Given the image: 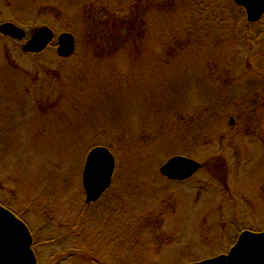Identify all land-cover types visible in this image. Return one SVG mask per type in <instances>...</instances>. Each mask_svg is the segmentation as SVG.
Instances as JSON below:
<instances>
[{
    "label": "rangeland",
    "instance_id": "rangeland-1",
    "mask_svg": "<svg viewBox=\"0 0 264 264\" xmlns=\"http://www.w3.org/2000/svg\"><path fill=\"white\" fill-rule=\"evenodd\" d=\"M88 1L0 0V25L13 23L24 29L29 39L45 25L56 36L64 32L74 35L83 23L86 31L79 36L87 48V43L95 44L102 34L97 25L90 34L84 17L86 7L90 9ZM140 15L144 16V12ZM154 15L153 22L149 21L153 31L159 25L158 14ZM253 32L259 37L251 46L244 40L238 42L239 47L232 41L217 43L214 59L219 70L224 73L226 67L235 64L234 77L239 82L213 83L214 79L193 69L190 60L176 59L181 60L178 65L165 72L174 82L172 90L160 87L163 73L161 69L156 72L153 87L164 97L158 99L156 107H148L152 110L146 105L141 109L142 93L136 92V83L127 79L134 69V74H143L146 84H151L150 59L137 57L132 61L136 56L118 50L100 67L91 65L94 62L87 66L81 58L84 50L77 34L76 57L61 60L57 57L56 39L51 44L55 55L33 56L22 50L27 39L18 41L0 33V129L8 143L0 153V202L20 214L31 228L38 245L39 264H56L69 253L74 257L63 264L114 262L108 259L114 245L111 243L108 249L106 245L116 233L108 228L107 215H101L104 210L96 203L84 207L83 166L90 148L98 144H107L118 160L107 195L118 207L113 224L117 223V229L125 233H130L131 226L141 225L146 234L138 244L149 264L202 262L225 254L226 243L221 238L225 234L237 238L236 223L241 232H264V103L259 104L264 100V29L254 27ZM45 61L67 71L79 62L86 67L84 71L94 68L99 79L90 103L73 109L70 82L65 80V92H61L47 74L32 77L34 67L40 65L35 64ZM112 69L126 81L115 95L110 91L111 84L105 91L100 90L101 78ZM62 76L65 78L64 72ZM221 88L239 98L238 105H234L239 115L230 117L237 129L231 132L235 136L232 147L220 152V157L215 156L217 150L212 145L199 150L193 147L190 158L205 168L184 182L163 177L160 167L170 158L190 151L193 145L191 141H181L177 133L180 123L174 113L166 111L182 112L185 103L196 108L207 96L209 102ZM185 98L187 102L183 101ZM253 105L258 109L255 112ZM143 113L149 116L143 119ZM163 113L173 119L164 120ZM230 118L226 120L228 125ZM252 120L254 127H250ZM103 121L109 130L91 131L90 125L98 128ZM115 125H121L124 131L116 130ZM143 125L154 128V133L148 131L143 137ZM217 130L224 131L223 127ZM220 188L227 193L222 195Z\"/></svg>",
    "mask_w": 264,
    "mask_h": 264
},
{
    "label": "trees",
    "instance_id": "trees-1",
    "mask_svg": "<svg viewBox=\"0 0 264 264\" xmlns=\"http://www.w3.org/2000/svg\"><path fill=\"white\" fill-rule=\"evenodd\" d=\"M88 2L90 4V9L88 11L86 7L85 14H83L85 21L90 25L88 27L91 29L90 34L96 25L102 28V34L97 38L95 44L87 43L88 47L86 48L81 41V35L79 36L83 31H86V26L83 23L80 29L77 26L79 30L74 33L80 37L79 45L84 50L81 58L86 62L87 66L94 62L91 64L94 67H100L101 64H105L104 60L109 56L115 55L118 50L121 52L126 51L130 57L136 56L132 58V61L136 60L137 57L150 59L149 71L151 73L150 77L153 78H150L152 85L149 81H147L148 84H146V78L143 74H134V69L131 70L130 74L127 76L130 83H136L137 87L135 91L142 93L140 94V99L143 100V106H141L142 110L145 105L147 106L145 108L152 110L148 107L150 105L156 107L159 102L158 99L162 96L157 92L159 89L156 90L154 88L156 86L155 81H153L156 80V72H158L159 69H161L163 73L160 87L164 86L165 90H172L171 87L174 82L171 83L170 77L165 72L169 71L171 66L178 65V62L181 60L176 59H182V61L186 59L190 60L192 62L190 66L200 74L214 79L213 83L216 80H227L230 81V83L239 82L238 79L234 77L237 74V67L235 64L226 67L224 73L219 70V65L214 59L218 48L217 43L221 41H232L234 43L236 42V46L239 47L241 40H244L251 46L259 37V35H253L254 27L264 29V18L258 24L249 23L246 19L245 11L239 6L234 5L233 0H90ZM141 12H144V16L140 15ZM152 13H157L159 18V25L156 26V32L153 31L154 28L151 29L149 26V21L153 22L154 20L152 19V15H154ZM139 15L141 16L140 18ZM134 18L136 20H134ZM162 24H165V26ZM102 37L103 40H101ZM90 39H93V36L90 35ZM84 42L87 41L84 39ZM47 53L55 55L54 45L48 47L43 53L37 54V56H47ZM221 54L220 52V55ZM74 56L76 57V55ZM234 56L235 55H233L232 58H234ZM48 63L50 62L45 61L44 63H36L35 65H40L34 67L32 77H37L39 73L47 74L53 83L56 81L55 83H57V85L55 88L58 87L61 92H65V80L68 83L70 82L69 85L72 86L74 91L72 98H70L72 100L70 101V106L73 109L82 106L84 103H90V100L95 96L94 87L99 79L96 78L99 75L94 74V68H87V71H84L86 67L79 65V62L76 64L77 69L73 66L70 69L68 68L67 71V69L63 67L53 68ZM231 71L232 73L230 76H224ZM63 72L66 75L65 78L62 76ZM101 80L100 90L105 91L108 85L111 84V86H113L110 91H114L113 95L118 93L119 89L123 88L122 82H126L122 79V76L118 75L115 69L110 70V72L107 70ZM176 88L179 90V82H176ZM165 90H163V92ZM203 90L197 91L198 94L201 95ZM233 95L236 94L234 92H229V89L221 88L220 92L213 93V97L209 102L207 101V96L206 100L200 101L197 104V106H199H196V108L189 105L186 106V103L183 105L185 108L182 109V112L181 110H167L168 108H165V110H167L166 112L174 113L178 123H180V132L177 133L181 141H191L193 144L190 151L182 153L183 156L190 157V152L194 149H204L201 147L209 148L210 145H212V149L217 150V155L215 156L220 157V152H225L232 147L231 143L235 140V136L231 134V132H235L237 129H235L236 126L233 127L231 124L228 125L226 120L230 117L236 118L239 115V111L237 115L234 109V105H238L239 103V98L231 97ZM163 97L164 96H162V98ZM187 97L188 96H186V98ZM186 98L183 101L187 102ZM262 103H264V100L259 102V104ZM161 109L163 110L164 108ZM254 110H258L256 105H253V111ZM147 116H149V114L143 113L142 118L146 119ZM162 118L164 120L173 119L170 115H164V113ZM253 121L255 120L250 121L252 123L250 127H254ZM104 122L106 121H103L102 125L100 124L98 128H93V126L90 125L91 131L96 132L98 130L99 133H102L104 129L109 130V126L104 125ZM224 125L227 126L226 129L229 133L225 132ZM220 127H223V133L217 130ZM114 128L124 131V127L121 125H115ZM153 129L152 127L146 128V126L143 125V127H141L142 136L145 137L148 131L154 133ZM131 131L134 133V129ZM169 132L171 134L173 131ZM3 133L4 131L0 129V153L2 148L8 144L5 143V139L2 137ZM96 146L107 147L115 154L113 149L107 144L93 145L90 150ZM117 161L116 158V164ZM204 168L205 167H203V169ZM108 191L99 199V202L97 201L98 203L96 202V204L100 206L99 208L104 210L101 215H107L106 221L108 222V228H112L110 230H114L113 233H116L115 238L107 241V249L110 247L111 243L115 248L112 250L110 258L108 259L110 261L114 260V264H149L146 261L145 254L142 253L139 247L140 244H138L141 242V236L146 233L142 231L141 225L138 227L131 226L132 229H130V233H125L124 230L117 229V223H113L118 215V207L114 205V199L107 196ZM219 192L222 195L227 193L221 188ZM0 204L11 210L7 205L3 204V202H0ZM84 207L87 208L88 205L84 204ZM14 213L19 219L25 222L20 214ZM25 223L27 224V222ZM118 226L121 225L118 224ZM234 231L238 235L242 233L237 223L234 227ZM252 232L259 233V231L255 230H252ZM121 237L123 238L120 239ZM221 240L223 243H226L224 253H227L236 243L237 238H232L228 234H225ZM127 246L129 247L128 252H124ZM117 248L118 250L116 251ZM101 261L100 259V263ZM102 262L105 264H113L112 262L108 263L107 260ZM196 262L199 261L184 262V264Z\"/></svg>",
    "mask_w": 264,
    "mask_h": 264
},
{
    "label": "water",
    "instance_id": "water-1",
    "mask_svg": "<svg viewBox=\"0 0 264 264\" xmlns=\"http://www.w3.org/2000/svg\"><path fill=\"white\" fill-rule=\"evenodd\" d=\"M235 5L245 11L247 21L259 23L264 17V0H233ZM0 33L18 41L27 39L24 29L13 23L0 25ZM56 39L57 55L60 58H71L76 50V39L69 32L56 36L47 27L41 28L26 40L23 52L40 54ZM234 125V120H231ZM83 171V189L87 204L97 202L111 187L116 169V159L110 149L97 146L86 156ZM203 165L196 160L177 155L170 158L160 168V174L171 181L183 182L194 177L201 171ZM0 264H37L36 255L32 249V235L27 225L0 204ZM192 264H264V233L244 231L228 254H222L210 259Z\"/></svg>",
    "mask_w": 264,
    "mask_h": 264
},
{
    "label": "flooded vegetation",
    "instance_id": "flooded-vegetation-1",
    "mask_svg": "<svg viewBox=\"0 0 264 264\" xmlns=\"http://www.w3.org/2000/svg\"><path fill=\"white\" fill-rule=\"evenodd\" d=\"M239 237V236H238ZM237 237V238H238ZM32 240H33V242H32V245H33V250H34V252H35V254H36V257H37V261H38V264H39V257H38V254H37V243L35 242L36 241V238H35V235L33 234V232H32ZM40 246H42V245H40ZM74 256L72 255V254H68L66 257L65 256H63L62 258L63 259H61L60 261H58V262H56V264H63L64 262H66V260L67 259H72Z\"/></svg>",
    "mask_w": 264,
    "mask_h": 264
}]
</instances>
